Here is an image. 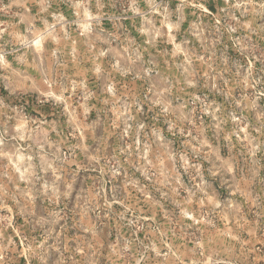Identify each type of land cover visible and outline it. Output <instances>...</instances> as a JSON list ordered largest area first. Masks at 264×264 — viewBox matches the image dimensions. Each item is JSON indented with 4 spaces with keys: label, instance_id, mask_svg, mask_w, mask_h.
Masks as SVG:
<instances>
[{
    "label": "rangeland",
    "instance_id": "374dc122",
    "mask_svg": "<svg viewBox=\"0 0 264 264\" xmlns=\"http://www.w3.org/2000/svg\"><path fill=\"white\" fill-rule=\"evenodd\" d=\"M0 264H264V0H0Z\"/></svg>",
    "mask_w": 264,
    "mask_h": 264
}]
</instances>
